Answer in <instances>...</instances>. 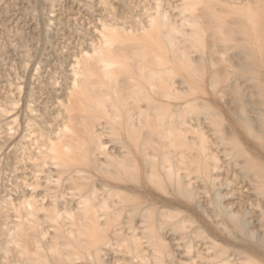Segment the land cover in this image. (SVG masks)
Instances as JSON below:
<instances>
[{
  "label": "bare ground",
  "instance_id": "1",
  "mask_svg": "<svg viewBox=\"0 0 264 264\" xmlns=\"http://www.w3.org/2000/svg\"><path fill=\"white\" fill-rule=\"evenodd\" d=\"M177 1V17L156 3L144 25L133 30L102 21L100 41L70 62L69 80L61 87L53 81L55 72L52 80L43 79L37 66L34 83L9 90L5 102L11 110L20 106L5 118L11 127L0 138V151L7 149L0 160L8 170L6 180L0 174V264H87L78 261L81 253L91 264H118L113 244L129 253L125 264H248L253 253L264 258V232L254 230L264 229V209L247 221L227 199L231 190L222 187L217 152L221 147L231 158L237 150L231 154L227 145L241 141L216 128L219 106L189 97L197 63L206 64L203 80L215 88L221 79L228 84L223 61L245 71L251 67L245 59L256 51L264 78V10L254 12L261 0ZM241 36L253 46L224 60L215 56ZM203 41V54H188L187 46ZM229 89L231 100L223 106L232 122L248 134L260 130L264 108L255 102L257 89L249 98L238 87ZM0 109V116L8 113ZM206 124L214 125L213 140H205L211 136L206 138ZM243 151L238 148V154ZM257 169L255 177L261 174ZM253 175L247 185L264 195L262 176ZM114 217L118 221L108 226ZM87 222L104 236L83 250L80 235Z\"/></svg>",
  "mask_w": 264,
  "mask_h": 264
},
{
  "label": "rangeland",
  "instance_id": "2",
  "mask_svg": "<svg viewBox=\"0 0 264 264\" xmlns=\"http://www.w3.org/2000/svg\"><path fill=\"white\" fill-rule=\"evenodd\" d=\"M228 1H231V0H227V2ZM47 2H48V0H0V82H1V84H0V89H1L0 90V93H1L0 98L2 99V100L0 99V108H2V110H4V111L6 110V112H8L6 115L3 114L0 116V138H2V136L9 130V127H11V124L9 123V121H8V124L4 123L5 118H6V122H7V119L9 120V118H10L9 115L11 116V114L13 112H15L16 109H18L20 106V104H18V105H16L17 106L16 109L11 110V103L5 102L6 96L8 94H11V92H10V91H12L11 89L18 84H19V86H22V87L23 86L28 87V85L30 86L31 83H34L33 80H34V74L35 73H33V72H35L38 67H39V72L44 73V74L43 73L40 74L41 78L46 79L45 76H47L48 80H52L51 73L53 74L55 72L56 74L54 73L52 76H53V81L55 80L57 82V83L55 82L56 87L59 88V87H61V85H64V83H66L69 80V77H68L69 71L68 70H69L70 62L72 60H74V58L78 57V55L80 54L81 51H87V50L90 51L91 44L95 45V43H92V42H96V41L99 42L100 41L99 40V34H97V33H99L98 29L100 28V26H101L100 23H102V21H103V23L111 24L115 20V22H118L119 25L122 22V24H123V25L121 24L122 27L125 26L126 27L125 29H127V30L128 29L130 30L132 28L135 29L137 27V24H139V26L144 25V22H145V16L144 15L154 13V9H155L154 6L156 3H157L156 8H158V10H161V11L164 10L163 12L167 13L168 16L170 15L169 17L174 18L175 16L177 17V14H178V9L176 11V8H175L178 6L176 4L178 2L177 0H55L53 2L54 4L52 5V7L49 6L50 3L47 4ZM218 2H221L222 4H224L223 2H226V0H221V1L218 0ZM263 2L264 1L261 0L260 6L262 5ZM102 4H105V5L102 6ZM173 4H174V6H172ZM260 6H258V7L260 8ZM262 6H264V4ZM262 6L260 9H258V7H257V10L254 12L257 13L259 11L258 12V14H259L261 11L264 10V8ZM102 7H104V9L106 8V10H102ZM51 8L52 9L54 8L53 12H52ZM110 9H111V12H109ZM105 11L108 13H106ZM150 12H152V13H150ZM112 13H115L116 15L115 14L112 15ZM141 13H143V14H141ZM174 13H175V16H174ZM107 14H108V16H107ZM171 14H172V16H171ZM111 15H112V17L115 16V17H113L114 19L111 18ZM116 16H118L117 19H119V20L116 19ZM47 18H49V19H47ZM134 19H135V21H134ZM142 19H144V20L142 21ZM46 20L47 21L49 20V21L47 22ZM46 22H47V24H46ZM139 22H141V23L143 22V23L140 24ZM48 24H49V29H48ZM257 25L258 24L256 23V25H254V26H257ZM130 27H132V28H130ZM257 28L258 27H255L253 30L255 31V30H257ZM254 33H253V35H254ZM16 34L18 36H20V38L19 37L16 38L17 37ZM241 37L242 38H239V40L244 39L243 36H241ZM235 38H236V36H235ZM236 39H238V38H236ZM152 40L157 41V39H152ZM146 41L149 43L148 39H146ZM161 43H163V42H161ZM236 43L238 45H236ZM250 43H251V41L249 43L248 42L245 43V41H241V40L240 41H237V40L232 41L231 40L227 43V45L229 47L227 46L224 50L221 49V51H220L221 54L217 53L220 50V49H218V51L216 52L217 54L215 56L219 60L223 56L224 58L222 57V60H224L230 56H234V54L238 53L237 52L238 50L245 48V47H249L251 45ZM14 44H16V45H14ZM248 44H250V45L248 46ZM23 45H26L25 46L26 48ZM158 45H160V44L158 43ZM158 45H155V48H157ZM164 46H166V43H163V47ZM205 46H206V42L203 41V42H201V44H197V45L191 44V45L187 46L186 50L188 51V54H190L191 56L197 57V55L201 54L202 51L204 52L206 50ZM237 46H241V47L239 48ZM251 46H253V44ZM20 50L21 51L26 50V55H27V53H29L28 54L29 59H27L28 57L25 58L26 55L24 56V53H22ZM254 50H257V49H254ZM254 53H256V54H254ZM254 53L251 51V53H249L247 58L245 59V62H246V60L248 61L247 69L249 67L248 65H251V67H252V68L249 67V69H248L249 71L246 69H244L245 71H243L242 69H240L238 67L234 68L231 66L229 67L228 65L226 66L225 64H228L227 62H225L226 60L223 61L224 62L223 68L225 69V67H226L228 69L227 72H229L228 75L230 74L228 76L230 80L227 78V80H228L227 82H228V84L230 83V87H232V88L234 86L238 87V90L240 89L239 91L241 94H244V96L248 94L246 96V98H249L250 92L253 93L256 91L253 94V96L255 98V102L258 104L261 102L259 104V106H261V104H262V106L264 108V78L262 77L261 69L259 68V66L256 65L257 62L259 61V60H257L258 59L257 58L258 57L257 52L255 51ZM165 55L168 56V53ZM216 57L214 59L217 60ZM26 62H27V64H25ZM23 63L25 64L26 67L24 66ZM21 64H23V65H21ZM200 65H202V64L197 63L196 65H194L195 68L194 69L192 68V72L193 71H195V72H193V73L191 72V77L195 81V84L193 85L192 89L189 92V97H195V98L198 97L199 100L201 98H203V99L208 100L209 102L211 101L210 104L213 105V107L219 106V107H216L215 110H217V108H219L218 109V112L220 110L219 115L221 114L222 111H223V113L216 118L217 119V121L215 123L216 128L217 127L221 128L223 130V132H226L224 135L227 134L226 135L227 137L230 136L231 139H234V137H235L236 138L235 140H238L239 142L241 141V143H239L237 141L239 144H237V146H236V145H234V143H233L234 140H233L232 143H233L234 147L230 144L227 145L226 149L228 148L227 149V150H229L228 152L234 153L235 148H236L235 151L237 150L235 152V156H234V154L231 153L233 155V156L230 155V156H232L231 158L228 156V153L224 155L222 148L220 147L218 150L219 152H217V154H218V157L220 158V159L219 158L218 159L221 162L219 161L218 163L221 166V170H222L221 171L222 182L225 181L222 183L223 191H225V193L226 192L230 193V190H231V193H232V195L230 193L231 196L229 195L230 199H229V197H227V199L230 201H235V206H236L235 209L240 211L239 216H241V214L244 213L247 221H253L252 220L253 215H255L258 210H261V208L264 209V195H261V194L257 195V193H255L252 189H250V185H247V184H248V182H251L253 180L252 179L253 174H254L253 175L254 178H257V179L260 176H262L260 182H263V184H264V149H263L264 148V124L260 130H257V131L255 130L254 131L255 133L253 132L252 134L251 133L248 134L249 131L247 132L245 129L241 128V126L235 125L232 122L230 115L228 114V112L226 111V108H225V106L227 105V104H225L226 101H228V99L231 100V96L229 93L231 90V89H229L230 87H227V88L224 87L227 84L225 79L224 80L221 79L220 80L221 82L218 81L219 83L216 82L217 86H216V84H214L215 88L213 87V85H207L206 81L203 80L206 76V71H207L206 70L207 68L205 67L206 64L205 65L203 64L204 67H201ZM40 67H41V70H40ZM251 69H252V71H251ZM20 71L24 72V74L23 73L21 74ZM65 71L66 72L68 71V73L65 74ZM241 72H245V73H241ZM47 73H49L48 74L49 77H48ZM9 75H11V76H9ZM32 76H33V78H32ZM17 78H18V80H17ZM19 78H20V80H19ZM233 78H235V79H233ZM66 79H67V81H65ZM63 80H64V82H63ZM231 81L234 83H232ZM61 82H63V83H61ZM8 85H9V87H8ZM236 85H238V86H236ZM221 87L223 90H221ZM260 87H261V89H260ZM255 88L259 91V94H261L260 96H258V94H256L257 90H255ZM216 90H218V92ZM7 91H8V93H7ZM221 91H223L225 95ZM260 91H261V93H260ZM212 92H213V95H212ZM219 93H220V95H219ZM214 94H216V96ZM217 94H218V96H217ZM213 96H214V98L216 97L215 98L216 101L211 100V99H213L212 98ZM3 99H4V101H3ZM221 99L223 101H221ZM1 101H3V102H1ZM223 102H224L225 106H223ZM3 103H5V105ZM6 103L8 105L10 103V105H9L10 107H8V105H6ZM212 103H215V104H212ZM247 107L248 106L246 105V108ZM9 108L11 111L10 110L7 111V109H9ZM198 110H201V109H198ZM225 112L227 113V116H226ZM218 120H221V121H218ZM231 123H233L232 126H231ZM7 126H9V127L7 128ZM207 126L209 127V124L208 125L206 124V128H204L205 130L208 128ZM213 126L210 125L209 128H211V129L208 128V130L210 132L206 131L207 132L206 138L211 135V131H212ZM227 129L231 130L230 132L232 135H230V132L227 131ZM4 131H6V132H4ZM252 131H253V129H252ZM1 132H3L4 134ZM212 135H211L212 137L210 136L208 139H205V140H209V139L211 140L215 136V134H213V132H212ZM110 145H111V143H110ZM238 148H241L242 150H244L243 153L240 152L238 154ZM4 149L5 148L3 147L2 151H0V155H3L4 153H6L5 151H7V149L6 150H4ZM240 155H242V156H240ZM0 159H2V156ZM229 161H231V162H229ZM3 163H4V161L0 160V166L2 167V168L0 167L1 176L2 175L5 176L6 174L8 175V172H7L8 170L6 168V165ZM229 163H230V165H229ZM234 164L237 166H234ZM222 168H224V169H222ZM257 168H259L261 170V174L260 173L256 174L257 176H259V174H260L259 177H255V173H253V172H256V173L259 172ZM254 170H257V171H254ZM7 175H6V177H7ZM249 175L251 176V178H248ZM4 176H2V177L4 178V180H6V177H4ZM244 176L247 178H245ZM247 179L248 180L252 179V180L248 181ZM225 183H227V184H225ZM224 184H225V186H224ZM245 187H247V188H245ZM232 190H233V192H232ZM249 190H251V191H249ZM239 195H241V196H239ZM238 203H240V205ZM237 204H238V206H237ZM241 205L242 206L244 205V207H241L242 209L240 208ZM114 221H118V217H114V218L110 219L108 221V226L111 225ZM89 227L90 226L87 222L85 225V228L82 229V231H83L82 234L80 235V239L82 240L80 245H81V248L83 250H87L89 248H92V246H94L95 244L100 243L103 239V236H104L103 232H93ZM249 227H250V225H249ZM252 228H253V226H252ZM254 230H257L256 231L257 233L258 232L259 233L264 232V229L261 227H260V230L257 229L256 227H254ZM241 234H243V233L238 234L240 239H244L247 237V236L245 237L244 234H243V236ZM261 235H262V233H261ZM253 238L254 237L251 236L252 241H253ZM251 239L249 236L248 240H251ZM112 246L115 248H119L118 251L116 249L115 252H111V254L116 256V258H118V261H117L118 264L127 263L128 258H129V253L123 252L124 250L121 251L123 249L122 245L118 246L117 244H113ZM251 256L252 257H251L250 262L248 264H264V258H262L258 253H255V254L253 253V254H251ZM78 261L83 262V263H87V264H89V263L91 264V261L88 260V258L86 259L85 255H83L82 253H81Z\"/></svg>",
  "mask_w": 264,
  "mask_h": 264
}]
</instances>
